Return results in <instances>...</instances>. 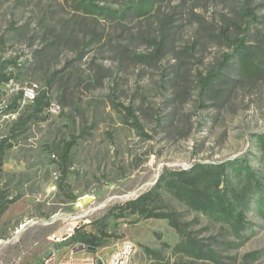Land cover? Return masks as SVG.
Segmentation results:
<instances>
[{"label":"rangeland","instance_id":"1","mask_svg":"<svg viewBox=\"0 0 264 264\" xmlns=\"http://www.w3.org/2000/svg\"><path fill=\"white\" fill-rule=\"evenodd\" d=\"M138 2L99 0L112 11L98 15L72 0H0V69L14 76L0 84V141L13 142L0 172V264H106L126 239L136 244L131 264H264V75L239 78L221 34L246 26V0H155L145 15ZM249 4L264 16V0ZM151 38L164 43L159 56ZM225 59V95L209 97L198 73ZM27 89L46 91L55 110L32 115ZM222 163L220 186L248 190L241 237L221 211L163 192L210 257L173 251L181 236L167 219L117 215L163 173ZM74 215L78 231L98 236L95 249L72 241L75 231L55 240Z\"/></svg>","mask_w":264,"mask_h":264},{"label":"trees","instance_id":"2","mask_svg":"<svg viewBox=\"0 0 264 264\" xmlns=\"http://www.w3.org/2000/svg\"><path fill=\"white\" fill-rule=\"evenodd\" d=\"M72 1L78 10L87 14L104 15V13L112 11L111 8L98 4L99 0ZM154 1L155 0H139L138 5L134 6L133 9L138 14L145 15L151 11ZM242 10L244 15L248 16L246 26L242 27L240 24L236 25L238 34L235 38H230L227 28L222 29L221 34L226 40L231 41L235 50L238 77L243 80H253L255 77L264 75V29L257 24H264V16L261 18L260 15L256 13V8L249 4V0H246ZM125 13L124 11V14ZM166 23L169 25V21H166ZM253 23H255V27L251 26ZM168 28L169 29L165 33V38L168 37L171 26H168ZM252 31L259 37L257 38V42L250 43L249 36ZM150 41L156 44L157 56H159L162 53L164 43L162 42L160 44L154 38H151ZM225 55L227 56L229 54ZM230 65L229 59H225L215 67L209 69L205 74L199 72L198 76L201 91L212 98H223L226 89L219 88L218 86L220 82L225 83V79L222 77V70ZM13 77L12 73H7L4 69H0V84L9 83ZM238 81L241 80H234V83ZM21 97H24V95ZM26 101L27 105L31 107L32 115L35 116L42 114L45 109H49L51 106V98L46 91L35 93V97L32 100L27 99ZM124 110L126 111L127 118L132 119L130 123L136 128L142 127L136 110L132 106H125ZM14 129H12L13 132ZM260 135L259 139L264 152V134ZM74 144V139L63 141L62 160L65 165L69 163ZM12 146L13 142L10 141L8 136L1 139L0 172L2 171L6 151ZM196 168H199V170ZM225 169L226 164L222 163L214 166H201L193 169L176 170L169 172V176L163 173L151 189L117 206L120 209V213L117 215L119 217H126L130 214H137L144 218L167 219L169 224L181 236V240L173 246V251L192 253L197 257H210L208 252L202 250V243L198 242L193 237L192 232L188 230L189 223L183 222L181 212L171 205L163 192L168 186L170 191L172 190L178 198L181 200L185 199L190 205L196 208L221 211L222 214H224V218L229 221L230 225L233 227L234 233L238 237H241L244 230L247 228L246 211L250 203V198L246 188L239 189L233 184L220 186V173L224 172ZM250 175H254L253 171ZM232 197L236 200V203L231 202L230 198ZM4 207L5 205L3 204L0 208V214L3 212ZM78 229H80V227H77L75 233L70 237L72 241L92 247L98 245V236L96 234L82 233L78 231ZM255 253L256 252L247 253L245 257L254 256Z\"/></svg>","mask_w":264,"mask_h":264},{"label":"built area","instance_id":"3","mask_svg":"<svg viewBox=\"0 0 264 264\" xmlns=\"http://www.w3.org/2000/svg\"><path fill=\"white\" fill-rule=\"evenodd\" d=\"M25 97L32 100L35 97L34 89H27L25 92ZM56 105L51 104L49 111L55 110ZM81 215H74L73 220L68 221L62 229L60 235H58L55 240L64 238V233L68 231H76V228L80 226ZM133 248H136V244L131 239L124 240L120 245H118L108 256L106 261H109V264H127V258L132 257ZM96 259L88 257L84 260L83 264H97Z\"/></svg>","mask_w":264,"mask_h":264},{"label":"bare ground","instance_id":"4","mask_svg":"<svg viewBox=\"0 0 264 264\" xmlns=\"http://www.w3.org/2000/svg\"><path fill=\"white\" fill-rule=\"evenodd\" d=\"M73 232H74V231H68V232L64 233V238L58 239L57 241H62V240H64V239H67V238H68L67 234L70 235V234H72ZM135 249H136V248H133L132 257H133V255H134V253H135ZM132 257H128V258H127V264H131ZM106 264H109V261H106Z\"/></svg>","mask_w":264,"mask_h":264},{"label":"water","instance_id":"5","mask_svg":"<svg viewBox=\"0 0 264 264\" xmlns=\"http://www.w3.org/2000/svg\"><path fill=\"white\" fill-rule=\"evenodd\" d=\"M89 248H91V249H95V247H92V246H89Z\"/></svg>","mask_w":264,"mask_h":264},{"label":"crops","instance_id":"6","mask_svg":"<svg viewBox=\"0 0 264 264\" xmlns=\"http://www.w3.org/2000/svg\"><path fill=\"white\" fill-rule=\"evenodd\" d=\"M98 264V263H97Z\"/></svg>","mask_w":264,"mask_h":264}]
</instances>
